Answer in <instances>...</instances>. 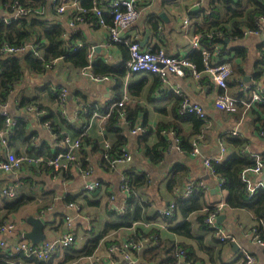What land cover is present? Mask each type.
I'll list each match as a JSON object with an SVG mask.
<instances>
[{"label":"crops","instance_id":"crops-1","mask_svg":"<svg viewBox=\"0 0 264 264\" xmlns=\"http://www.w3.org/2000/svg\"><path fill=\"white\" fill-rule=\"evenodd\" d=\"M103 1L108 0H98L95 4L100 5ZM197 2L199 0H137L140 13L125 34L138 41L142 47L152 45L168 54L186 57L193 51L192 37L200 30H206L207 24L201 19L200 11L212 6L209 7L210 0H202L198 8ZM59 4L71 7L70 0H56V3L46 1L44 8H36L37 11L33 10L30 15L38 14V18L46 26H59L64 42H81L84 46H94L89 58L92 62L101 59L110 66L121 63V48L124 45L102 47L108 36L106 27L94 26L90 21L70 25L72 14L59 13L56 10ZM103 9L105 17L110 20L107 9ZM6 12L5 5L0 6V16H5ZM86 13H81L77 7L73 10V14L84 16ZM185 18L190 19V24H183ZM152 21L157 24L155 29ZM220 38L222 45H226L229 51V56L225 59L230 64L231 71L235 70V74L228 77L225 90L239 99L238 108L233 113L215 109L214 99L221 90L213 83L209 74L203 72L195 78L189 70L182 76L168 75L162 83L157 76L148 73L128 74L120 80L115 78L97 82L81 76L80 70L64 59H58L47 64L44 61L41 72L28 71L18 84L8 88L5 93L6 111L12 119L24 122L28 138L26 142L13 140L9 146L7 140L8 149L17 156L52 157L58 152L57 143L62 136L77 138L84 126L89 125V128L76 151L77 163L66 168L65 172L55 171L44 164H23L18 171L11 173L0 171V192L12 182H22L18 196L8 202L20 197L27 199L26 204L17 211L9 212L5 207L7 200L0 197V223L13 222L15 225L14 232L5 237L7 244L11 246L24 240L23 234L32 229L28 218H40L44 222V240L55 239L66 232H73L75 235V242L69 247L71 252H58L50 261L42 264H61L67 255L80 253L93 239L103 235L93 253L71 258L65 264L85 263L91 256L99 257L102 264H123L121 255L117 251L110 253L108 245H119L133 237L136 231L133 232L132 226L137 225L145 234L150 231L158 232L160 242L163 240L181 245L190 258L189 264H241L242 250L254 254L257 264H264V247L253 243L248 236V231L254 225V218L244 209H228L225 206L219 215L218 224L234 236L236 246L234 243H219L213 237L200 222L201 209L187 215L177 209L169 218L157 215V209L175 200L179 191L192 180L205 185L201 187L204 191L197 195L201 208L224 204L226 193L219 187L217 176L202 161L204 157L214 156L219 152L218 141L222 140L226 145L224 158L235 150L227 143L228 139L234 138L243 142L242 149L264 156V137L258 133L264 122L261 106L264 104L246 107L251 91L240 92L242 86H252L251 89L254 90L264 87V26L256 35L243 36L241 39ZM27 42L40 44L35 40ZM40 55L42 59V51ZM9 56L11 55L0 56V61ZM210 62L214 63L215 58L211 57ZM125 89L129 92L125 113L128 115V112L132 114L136 109L142 110L134 118L137 120L138 117L136 123L144 125L145 133L142 135H131L129 131L132 126L119 116L115 117L117 121L114 129L119 130L117 134L107 125L109 115L104 117L105 113L112 110L108 104L109 97L113 95L118 98ZM39 90H43V93L39 94ZM60 90L65 91L62 97L58 94ZM1 93L0 88V95ZM182 98L187 99L190 104L200 106L205 112V118L200 120L199 125L194 127L192 121H183L175 114L176 100ZM0 99L3 97L0 96ZM25 100L30 106L39 105L44 114L39 116L36 110H28L24 105ZM80 104L85 111H80ZM2 111L0 105V117ZM44 122L49 124V128L43 126ZM159 124L169 126L164 131H170L171 134L159 132ZM2 128L3 126L0 129ZM174 128L184 137L194 132L189 143L198 137V154L193 155L191 149H182V140ZM160 138L165 140L166 147L161 158L151 162L142 144L154 145ZM120 139L126 141L122 145L130 151L132 161L115 167L109 163L107 165L102 157L104 144L108 142L111 148L117 150ZM185 146L189 147L190 144ZM5 154L6 151L0 148V158ZM88 169L91 174L82 176L81 170ZM126 169L146 175V180L136 187L130 202L131 193H122L120 189V176ZM259 178L262 179L261 174ZM93 180H98L100 187L83 191V185ZM65 197L74 201L79 209L67 207ZM65 217L69 219L66 221ZM184 221L190 223V236L173 230ZM57 222L59 226L55 225ZM144 222L149 223V226H144ZM107 225L116 227L105 231ZM140 238L141 236L136 237L138 240ZM149 247L154 246L145 242L141 244L134 253L136 262L152 264L142 256L143 251ZM3 257L4 252L0 249V261L6 262ZM7 263L36 264L23 257L12 258Z\"/></svg>","mask_w":264,"mask_h":264},{"label":"built area","instance_id":"built-area-1","mask_svg":"<svg viewBox=\"0 0 264 264\" xmlns=\"http://www.w3.org/2000/svg\"><path fill=\"white\" fill-rule=\"evenodd\" d=\"M50 3H56V0H45ZM202 0L196 3L198 8ZM79 8L81 13H86L87 10L80 6L79 0H72L71 7L68 8L65 4H59L56 7V10L59 13L66 12L67 14H72L69 19V24L74 25L76 22H85L84 16L82 14H73L74 8ZM104 7L107 9V13L110 17L111 24H106V17ZM32 10L30 8L23 7L17 1H14L9 9H7L5 16H0V19L5 24H10L14 20L21 19L30 15ZM140 13V10L137 6V0H108L107 4L104 6L102 3L100 5H94L92 9V20L90 23L94 26H104L108 30V36L106 41L103 43L102 47H109L113 44H123L126 46L129 53V61L127 65V74L135 73H148L156 75L162 82H165L168 75H177L182 76L186 70H189L193 77L198 78L199 73L196 72L195 66L190 62L186 57L179 54H168L163 49L154 48L152 45L148 47H142L140 43L134 39L128 37L125 32L131 26V24L136 20ZM210 14V11L207 12ZM183 24H190V19L185 18ZM264 26V16L257 18L255 22V27L253 29H244L243 35H256L258 34ZM200 35L195 34L192 37V48L199 50L204 57V68L205 72L210 75L213 83L223 92L219 93L214 99L215 109L226 112L233 113L237 109V103L239 100L228 93L225 92L227 89L226 81L231 74V66L227 61L216 60L214 63L209 62L211 54L214 56L219 54V48L215 45L212 47V51L202 48L199 44ZM83 47H86L89 51L88 57H91L94 46H84L81 42H75L72 45V52H75ZM31 54L32 56L41 58L40 55V45L36 42H24L21 44H9L2 42L0 45V54L5 55H22V54ZM226 58V57H225ZM224 58V59H225ZM89 63L92 64V60H89ZM79 74L93 81L101 82L107 79H111L107 76H96L92 73L90 65L80 69ZM252 88V86H251ZM248 86H242L240 92L251 91L250 99L245 103L246 107H251L253 104H264V87L258 89H251ZM59 96L62 97L65 95V91L60 90ZM129 99V94L125 89L122 91L118 98L115 96L109 97L110 108H117L118 116L124 118L125 113V103ZM81 110L85 111L82 104H80ZM3 109L2 117L4 118L3 128L0 129V148L6 151V154L3 158H0V171L5 173H11L18 171L23 164L29 165H45L51 167L55 171L64 170L77 163L76 151L80 148L81 139L87 135V129L89 125H86L81 130L79 137L74 138L71 135H64L60 138L59 143H57L58 152L52 157H42V156H29V155H15L7 147L8 137L13 133V129L16 121L12 119L7 111V105L4 104L1 106ZM28 110H36L39 116L43 115V111L39 110L37 106L32 105L28 106ZM178 112L181 115L185 114H196L199 118H205V112L203 109L194 104H190L189 101L185 98L181 99L179 104ZM79 113V111H78ZM96 115V113H94ZM110 115V112L105 113V118ZM43 126L49 128V124L44 122ZM129 133L131 135H142L145 133V129L142 127L141 123L137 122L130 129ZM163 134H171L170 131H162ZM259 135L264 137V122L263 126L259 129ZM236 134V132H232ZM174 140L178 142L177 138L174 137ZM192 154L196 155L199 153V140L198 137L192 140ZM105 153L103 155L111 166L115 167L120 164H127L132 161V155L126 146H122L118 150V155L114 158H110L108 151L110 149V144L105 142L104 144ZM219 152L214 156H208L203 158V165L210 169L211 172L212 166L211 163L221 162L224 159L226 154V145L222 140L218 141ZM179 150V148H176ZM243 152L249 154L251 158L254 159L255 163L251 168L244 169L240 178L246 185V190L248 196H252L256 189H264V181L259 179L260 174L264 168V163L259 154L250 152L247 149H243ZM91 174V171L81 170V175L86 177ZM120 189L122 193H129V183L128 178L125 176L123 171L120 176ZM100 182L98 180H93L87 182L83 185L82 189L85 192L92 191L95 188L100 187ZM221 184V180L219 181ZM22 182H12L8 186H4L0 192V197L4 200H12L16 198L20 192ZM197 186L204 187L205 185L200 184L194 180L188 182L183 189L179 191V196L181 199L189 197L196 189ZM69 208L79 209L76 203H69L66 205ZM225 204H217L213 210L203 209L204 224L207 229L210 230L213 237L219 243H235L234 236L227 232L222 226L217 222L219 215L222 213ZM123 210V209H122ZM175 210L174 202L168 203L167 206L157 209V214L161 217H171ZM69 218L65 217L67 221ZM144 226H149V223H143ZM137 227V225L132 226V228ZM15 225L13 222H5L0 226V249L4 252L3 260L10 262L14 257L20 256L26 259H34L42 262H48L56 253L63 252L65 249L71 247L75 242V235L73 232H66L59 237L48 240L45 239L38 245H32L27 240H19L13 245H8L5 241V237L14 232ZM248 236L251 238L252 242L264 247V239H261L258 236V229L256 227H251L248 231ZM151 243V245H157L159 242V237L157 235H150L148 237H142L140 240L127 239L116 244L108 245V250L110 253L117 251L122 259L124 260L123 264H140L136 262L134 253L139 250L141 244ZM177 261L175 264H189L185 261V253L181 250L177 251ZM74 264H102L99 257L91 256L88 258L87 262H75ZM241 264H257V259L254 254L247 250H242L241 252Z\"/></svg>","mask_w":264,"mask_h":264},{"label":"trees","instance_id":"trees-1","mask_svg":"<svg viewBox=\"0 0 264 264\" xmlns=\"http://www.w3.org/2000/svg\"><path fill=\"white\" fill-rule=\"evenodd\" d=\"M14 1H17L20 5L26 8H30L32 11L40 8L45 7V0H0V6L5 5L6 9H9ZM72 1V0H70ZM94 1V2H93ZM98 2V0H79V4L81 7L87 10V13L84 15L85 22H89L92 20L93 14L92 9L95 3ZM107 2H102V5H106ZM210 5H212L210 7ZM208 9H203L200 11V17L201 19L206 22V30L199 31L197 34L200 35L199 38V44L202 48L208 49L212 51L213 46H217L219 48V54L214 56L211 54V57L215 58L216 60H225V57L228 58L229 51L226 48V45H222V39L221 36H224L228 39L234 38V39H241L243 35L244 29H253L255 27V22L258 17L264 16V0H210ZM37 8V9H36ZM106 8V7H105ZM210 11V14L207 12ZM204 12V13H203ZM206 12V13H205ZM31 14V13H30ZM207 14V15H206ZM38 14L31 16L28 15L26 17H22L21 19L14 20L10 24H5L0 19V45L2 42H6L9 44H21L27 41H38L40 42V52L42 51V59L32 56L31 54H23L21 56H15L11 55L7 57L4 60L0 61V88L2 90L1 97L3 99H0V105H4L7 100H5V93L8 91V88L11 89V87L15 84H18L21 79L24 77V74L28 71H32L34 73L41 72V65L44 61H47V63L58 60V59H64L66 62H68L72 67L78 68L79 70L90 65L91 71L96 76H107L111 79L117 78L120 80L126 75L127 72V65L129 61V53L128 50L125 47L121 48L123 51V58L121 60V63L117 66H110L106 63H104L101 59L93 61L92 64L89 63V57L86 47H83L75 52H72V45L75 44L73 42H64L62 39V30L57 25L52 26H46L45 22L38 18ZM108 20V21H107ZM107 24H111V21L106 18ZM156 22L152 21V26L155 29L156 28ZM74 37V36H73ZM72 37V38H73ZM74 39V38H73ZM219 43V45L217 44ZM221 44V45H220ZM0 56H3L0 54ZM186 58L192 62L195 66L196 72L201 74L205 72L204 68V57L201 54L199 50L193 49V51L190 53V55H187ZM209 58V62H210ZM235 74V70L232 69L231 74ZM156 76V75H155ZM257 77V75H256ZM159 79V77H158ZM159 82L162 83V81L159 79ZM128 92V91H127ZM222 92V90H221ZM220 92V93H221ZM243 93V92H242ZM129 94V92H128ZM5 100V101H4ZM239 100V99H238ZM181 100H176V107H175V114L183 119V121H192L193 126H197L200 124V120L202 118H199L196 114H185L181 115L178 112L179 104ZM25 100V107L30 106L31 104H26ZM109 104V103H108ZM239 102L237 103L238 108ZM263 107L264 111V105H261ZM39 109L42 110V108L38 105ZM110 107V105H109ZM237 110V109H236ZM118 109L112 108L110 115L107 119V125H109L112 130H114L117 134L119 133V130L114 129V126L116 125V118L118 117ZM139 111H142L139 109ZM138 109L136 111L128 112V115L126 113L125 119L126 122L130 124V126H134L136 123L135 116L139 114ZM236 112V111H235ZM16 121V120H15ZM4 125V118L0 117V128ZM170 125V124H167ZM175 126V124H172ZM263 126V123L261 127ZM144 127V125H142ZM169 126H164L162 124L158 125L157 130L164 131ZM260 127V128H261ZM259 128V129H260ZM178 135L180 136V139L182 140L181 147L182 149H191V142L189 143V139L194 135V132L190 133L188 136L184 137L180 135L177 128H174ZM28 138H26L25 135V125L24 122L19 119L16 121L13 134L8 139V146L11 144L13 140H18L22 142H26ZM126 142V141H125ZM125 142L120 139L118 142L119 147L116 149H113L110 147L108 151V155L110 158H114L118 155V150L120 147H122ZM124 143V144H123ZM141 143V142H140ZM227 143L234 148L235 150L231 151V153L225 157L221 162L215 163L212 162V170L213 174L217 176L218 181L221 180V184H219V187H221V190L226 193V197L224 200V204L226 208L228 209H244L248 211L254 218V225L252 227H256L258 229V236L261 239H264V189H256L254 194L252 196H248L246 185L241 180L240 174L244 169L251 168L255 161L253 158L249 156L248 153L243 152V142L240 139H228ZM123 144V145H122ZM142 144V143H141ZM185 144H190V146H185ZM146 156L150 159L151 162H155L159 160L162 156V152L164 151V148L166 147V142L162 138L159 139L157 143L154 145H147L142 144ZM115 151V152H114ZM105 153V150L103 151L102 157ZM262 156V157H261ZM262 161H264V156L261 155ZM103 162L107 163L108 161L104 159ZM264 163V162H263ZM52 169V168H51ZM59 172H65L64 170H60ZM125 176L128 178L129 183V192L131 193V198L127 199V202H129L132 199L133 193L136 190V187L140 184L144 183V180H146V175L138 174L131 172V170H124ZM172 184H170V187ZM201 191H204L201 186H197L195 191L187 198L180 199V196H177L175 200H173L175 204V210L178 209L182 214L187 215L190 212L199 211L200 209V222L205 226L204 224V213L203 209H210L213 210L214 207L218 204L205 206L201 208L199 202L197 201V195L201 193ZM27 199H23V197H20L19 199H16L12 202H6V209L9 212H15L17 211L22 205L26 204ZM64 203L67 205L69 203H74V201H71V199H68L67 197L64 198ZM174 214V213H173ZM158 215V214H157ZM162 218H169V217H162ZM4 222L0 223V226ZM147 223V222H144ZM116 226L107 225L105 231L108 229L115 228ZM138 229V230H136ZM174 232L179 233L184 236H190V223L188 221H184L177 227H175ZM209 230V229H208ZM136 231V234L133 235L130 239L138 240L136 237H148L150 235H157L159 237V242L157 245H153L154 247H149L145 249L142 253L143 258L148 262L152 264H175L177 261V251L181 250L185 253V261L190 262V258H188V255L184 248H182L181 245H173L172 242L167 241H161L160 242V236L158 232L150 231L149 234L143 233L139 228H134V233ZM210 231V230H209ZM212 234V233H211ZM104 236V235H103ZM103 236L97 237L93 239L80 253H76L73 256L67 255L65 260L61 264H65L69 261L71 258H76L80 255L88 256L91 253H93L98 241ZM140 238V239H141ZM139 239V240H140ZM71 249H65L64 251L68 253ZM63 251V252H64ZM71 252V251H70ZM20 257V256H17ZM16 258V257H14ZM24 258V257H23ZM26 259V258H24ZM32 261H35L36 264H42L44 262L34 259H29ZM51 260V259H50ZM49 260V261H50ZM0 264H11L7 262L0 261ZM16 264V263H15Z\"/></svg>","mask_w":264,"mask_h":264},{"label":"water","instance_id":"water-1","mask_svg":"<svg viewBox=\"0 0 264 264\" xmlns=\"http://www.w3.org/2000/svg\"><path fill=\"white\" fill-rule=\"evenodd\" d=\"M261 178H262L261 180L264 181V168L261 173ZM219 217L217 219L218 223L220 219ZM28 221L32 225V229L31 231L24 233L23 238L25 240H28L32 245H37L45 238L43 233L44 222L40 218H34V217L28 218ZM234 246H236L235 243Z\"/></svg>","mask_w":264,"mask_h":264},{"label":"rangeland","instance_id":"rangeland-1","mask_svg":"<svg viewBox=\"0 0 264 264\" xmlns=\"http://www.w3.org/2000/svg\"><path fill=\"white\" fill-rule=\"evenodd\" d=\"M41 93H43V90H39V94H41ZM87 194V193H86ZM56 226L58 225H60L58 222L55 224Z\"/></svg>","mask_w":264,"mask_h":264}]
</instances>
